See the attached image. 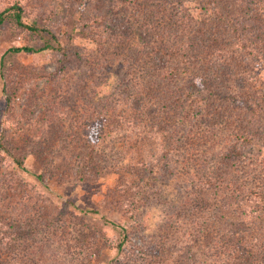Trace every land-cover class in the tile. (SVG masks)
Listing matches in <instances>:
<instances>
[{
	"label": "rangeland",
	"instance_id": "374dc122",
	"mask_svg": "<svg viewBox=\"0 0 264 264\" xmlns=\"http://www.w3.org/2000/svg\"><path fill=\"white\" fill-rule=\"evenodd\" d=\"M14 4L22 22L49 28L64 51L11 52L37 49L44 39L11 19L0 24V264H264V211L251 216L262 202L238 194L229 226L218 220L229 192L208 197V211L194 213L186 202L196 179L185 173V158L156 162L154 117L146 121L138 105L131 108L148 86L142 28L173 26L180 9L187 37L195 35L201 51L221 50L226 65L218 71L248 72L254 79L246 86L263 93L264 60L254 70L244 66L225 19L239 8L236 20L257 27L252 36L264 43V0H0V13ZM88 19L101 28L83 29ZM149 91L148 100L161 94ZM253 118L246 128H258L264 140V117ZM92 128L108 160L84 167L78 146ZM229 132L197 144L198 158L221 157ZM258 144L230 167L233 180L264 181Z\"/></svg>",
	"mask_w": 264,
	"mask_h": 264
},
{
	"label": "trees",
	"instance_id": "16d2710c",
	"mask_svg": "<svg viewBox=\"0 0 264 264\" xmlns=\"http://www.w3.org/2000/svg\"><path fill=\"white\" fill-rule=\"evenodd\" d=\"M238 10L239 8L236 10L233 8L230 15L226 14V25L229 27L230 38L236 42L238 58L244 61L243 64L246 68L249 66L254 70L257 67L256 63L264 60V43L260 38L261 35L252 36L257 31V27L245 28L240 20H236L237 17H241ZM208 11L210 10L207 9L206 12L208 13ZM184 12L183 9H180L174 16L173 26L160 25L158 27V22L153 21L142 28V34L146 37L148 47L144 54L145 63L143 64L148 79L147 88L150 93L157 89V92L160 90L161 94L150 96L148 100L144 93L146 88L141 98L133 97L131 108L134 109L133 105H138L137 109L140 108L139 111L142 112V117L146 121L149 116L154 117V120L151 121L157 125L155 141L157 140L161 144L156 162L168 164L171 156L185 158L183 165L185 173L196 179L195 188L192 189L194 197L192 200L189 198L186 202L187 207L190 206V210L197 211L194 213L198 215L206 213L210 205V202L206 201L208 197L217 196L221 191L230 193L224 201V210L220 208L222 214L219 216L221 218H218L220 223L224 222L228 225L226 220H229L230 217L227 216L234 206L231 200L235 199L238 194L245 200H252L253 203L262 202L258 204L256 211L252 210V217L253 214L260 215L264 211L262 209L264 181L254 179L255 173H252V180L249 181L246 178L239 183L235 179L233 180L230 169L234 164L247 160V155L252 151V148L259 145L258 143H262V147H264V140L258 132L259 129L249 130L250 128H246L248 124L254 126L253 117H264V92L255 95L252 87L246 86H251L254 79V75H250L248 72H245L244 76L241 74V78H239L234 73L228 77L227 74H223L224 72L218 71L223 70L222 65L225 64L224 59L219 57L221 50L214 47L209 49V46L206 45V48H203L206 50L201 51L199 40L195 38V35L190 34L191 37H187L185 33L188 25L186 27L183 25V23L186 24ZM175 17L177 18L175 19ZM9 19L44 39L42 46L37 49L29 46L13 48L11 52L64 51L57 36L49 28L39 27L35 23L22 22V10L18 4H14L0 13V24ZM206 21L211 22V19L207 18ZM98 27L101 28L98 21L94 19H88V22L83 24L85 30L93 31ZM210 28L211 26L207 28V31L211 30ZM110 31L112 32L111 39H115V32ZM204 33L200 35H206ZM211 39L216 43V38ZM238 58L234 57L232 60ZM213 67L214 70H212ZM229 84L231 86L227 88L226 86ZM155 87L157 88L155 89ZM9 103L8 101L7 104ZM238 119L241 120L242 125L236 123ZM221 125L225 130L229 129L230 131L228 134L230 143L224 149L223 155L215 156L217 160L211 162L198 158L197 144L211 143L217 132L223 129L215 128L218 129L215 132L213 126ZM98 135V128H92L90 137L85 138L84 144L78 146L80 162L84 167L92 166L105 159L108 160V155L98 153L96 146ZM186 150L189 151L188 155L184 153ZM13 159L18 167H22L17 158ZM208 165L209 168L205 170L204 166ZM259 166L264 167L262 164ZM262 172L264 173V171ZM0 235L5 234L0 231ZM21 237H23L21 232H17L16 238L20 239Z\"/></svg>",
	"mask_w": 264,
	"mask_h": 264
}]
</instances>
